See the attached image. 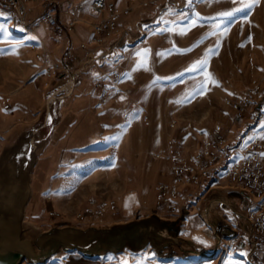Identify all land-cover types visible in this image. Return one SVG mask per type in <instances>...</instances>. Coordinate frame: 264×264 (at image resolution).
<instances>
[{"label":"rangeland","instance_id":"374dc122","mask_svg":"<svg viewBox=\"0 0 264 264\" xmlns=\"http://www.w3.org/2000/svg\"><path fill=\"white\" fill-rule=\"evenodd\" d=\"M55 2L22 0L29 29L0 0V160L31 162L28 236L91 230L84 246L98 255L58 245L40 264H264V238L249 242L246 203L222 174L207 194L178 185L173 211L158 198L159 184L175 183L165 155L222 137L225 163L264 136V0H113L118 33L94 30L104 10L72 14L76 0ZM89 12L101 18L76 46L72 29ZM252 83L240 113L234 103ZM15 168L0 170V190L22 199L27 175ZM102 200L112 204L98 214Z\"/></svg>","mask_w":264,"mask_h":264},{"label":"built area","instance_id":"2783aa9c","mask_svg":"<svg viewBox=\"0 0 264 264\" xmlns=\"http://www.w3.org/2000/svg\"><path fill=\"white\" fill-rule=\"evenodd\" d=\"M7 1L14 9L19 24L31 29L32 26L24 18L25 12L22 0ZM48 4L56 6L55 0H48ZM87 4L93 11H105L104 17L94 23V30L97 33L104 31L118 33L120 31L118 28L119 11L113 0H76L75 9L71 13L75 14L76 11L86 8ZM44 19L52 24L56 22V17L51 13H46ZM257 90L258 85L252 83L247 90L246 96L234 103L240 113L251 103V96ZM227 102L230 103V100ZM223 142L222 137L219 142L207 141L204 143V147L196 154L185 156L180 152H175L165 155L172 162L171 169L175 183L159 184L158 198L169 210L173 211L178 185L195 183L203 189V194H207L214 186L217 175L222 174L223 177L231 182L232 190L238 194L239 199L246 203L243 220L249 227V242L254 246L255 243L252 238H264V136L261 134L251 136L249 140L241 143L237 148L239 149L237 157L228 159L225 163H220L219 149L222 146L220 143ZM159 155L163 154L159 153ZM228 158H230V155ZM109 204L111 205L112 202L100 201L97 213H103ZM211 207L212 205L208 207L207 212L204 211V214H201V219L204 222H208L207 218L210 216ZM81 216V214L78 215V217ZM237 239L238 235L228 241L233 243Z\"/></svg>","mask_w":264,"mask_h":264},{"label":"water","instance_id":"95a60500","mask_svg":"<svg viewBox=\"0 0 264 264\" xmlns=\"http://www.w3.org/2000/svg\"><path fill=\"white\" fill-rule=\"evenodd\" d=\"M6 160H0V170L5 174H8L9 170L13 169L12 166L17 163L26 165L24 169L31 189L28 173L31 166L30 160H25V162ZM30 194L31 191L26 197L20 199L23 207L20 215H13L10 206L0 205V264H21L24 260H27L29 264H40L55 252L58 245H63L68 251L78 248L86 256H94L96 252L84 246L91 230L84 231L71 226H63L40 233L37 237L28 236L23 217L25 204ZM62 231H66L67 234H62Z\"/></svg>","mask_w":264,"mask_h":264},{"label":"crops","instance_id":"0c3cea01","mask_svg":"<svg viewBox=\"0 0 264 264\" xmlns=\"http://www.w3.org/2000/svg\"><path fill=\"white\" fill-rule=\"evenodd\" d=\"M121 2H123V0H121ZM92 12H96V11L92 10ZM63 17H64V21L63 22H62V20H60V21L62 23V26L66 27V25L71 22L73 17H72V15L70 13L64 15ZM83 18H84V23H82V24H80L78 26H75L74 29H72L71 36H72L73 43L76 46H78V45L84 43L85 41H87V39H88V25L87 24L90 21L97 20V19H99L101 17L97 16V15H94L93 13L89 12V13H87V15L83 16ZM42 30L45 31L46 27L42 26ZM251 131H254V129L251 130ZM234 195L235 196L237 195V197L239 198V196H238V194L236 192H234ZM185 222L187 224H189L190 220L189 219H185ZM205 223L209 224V222H205ZM189 228H190L189 230H190V234L191 235H194L195 233H198V231L200 230V229H195V227H192V226L189 227ZM217 232H218V230H217Z\"/></svg>","mask_w":264,"mask_h":264},{"label":"bare ground","instance_id":"6f19581e","mask_svg":"<svg viewBox=\"0 0 264 264\" xmlns=\"http://www.w3.org/2000/svg\"><path fill=\"white\" fill-rule=\"evenodd\" d=\"M18 166H19L18 170H21L22 172L24 170V172H25V169H24V167L26 166L25 164L17 163V164H15V166H12V168L16 169L15 167H18ZM6 182H8V181H6ZM11 182H12V180H11ZM2 184L3 183H1V180H0V187H1ZM29 190L31 191L30 188H29ZM10 192H12V191H10V190H5V191L0 190V205L3 204V205H6V206H10L12 208L13 215H20L22 213V211H23V207L21 205V201H20V199H17V198L15 199L11 195H9ZM61 233L62 234H67L66 231H62Z\"/></svg>","mask_w":264,"mask_h":264},{"label":"snow or ice","instance_id":"6c2138e0","mask_svg":"<svg viewBox=\"0 0 264 264\" xmlns=\"http://www.w3.org/2000/svg\"><path fill=\"white\" fill-rule=\"evenodd\" d=\"M250 7V5L248 6ZM225 15H231V13H226ZM0 17H3L4 19H9L8 16L4 15L3 13H0ZM0 30H3V26H0ZM21 31H23V29H21ZM31 39H35L34 37H30ZM51 119V118H50ZM231 219V217H230ZM194 239H197L198 242L202 243V244H205V246H207V242L202 240L201 238L199 237H195ZM241 255H246V253H241Z\"/></svg>","mask_w":264,"mask_h":264},{"label":"trees","instance_id":"16d2710c","mask_svg":"<svg viewBox=\"0 0 264 264\" xmlns=\"http://www.w3.org/2000/svg\"><path fill=\"white\" fill-rule=\"evenodd\" d=\"M217 230H218V232H221V229H220V227H218V228H217ZM231 234H232V233H231Z\"/></svg>","mask_w":264,"mask_h":264}]
</instances>
